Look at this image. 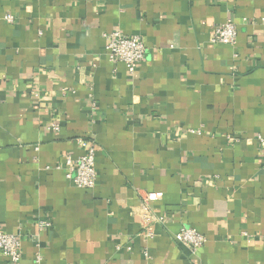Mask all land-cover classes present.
I'll return each mask as SVG.
<instances>
[{
	"label": "crops",
	"instance_id": "0c3cea01",
	"mask_svg": "<svg viewBox=\"0 0 264 264\" xmlns=\"http://www.w3.org/2000/svg\"><path fill=\"white\" fill-rule=\"evenodd\" d=\"M229 19L236 44L212 43ZM113 30L146 44L134 73L107 56ZM259 134L264 0H0V230L20 264H264ZM80 139L92 189L66 176Z\"/></svg>",
	"mask_w": 264,
	"mask_h": 264
},
{
	"label": "built area",
	"instance_id": "2783aa9c",
	"mask_svg": "<svg viewBox=\"0 0 264 264\" xmlns=\"http://www.w3.org/2000/svg\"><path fill=\"white\" fill-rule=\"evenodd\" d=\"M4 19L8 23L15 20L13 14H6ZM106 52L111 62H122L126 64L128 71L134 73L138 65L144 60L146 44L138 34L127 35L120 30H113L106 33ZM238 37V29L231 19L216 25L213 28L211 42L214 44L235 45ZM58 129V125L54 126ZM258 142L264 152V136L259 134ZM84 153L74 159L71 155L65 157L64 165L67 169L66 176L70 182L79 188L92 189L96 186L98 175L96 168L95 143L89 139H80ZM160 198L155 192H149L143 197V209L151 212L152 204ZM148 214V213H147ZM43 225L48 226V222ZM176 239L189 246L193 251L198 250L206 241L205 235L192 227H183L177 234ZM22 240L18 233H9L0 230V255L6 257L11 264H20ZM38 261L41 257H38Z\"/></svg>",
	"mask_w": 264,
	"mask_h": 264
}]
</instances>
